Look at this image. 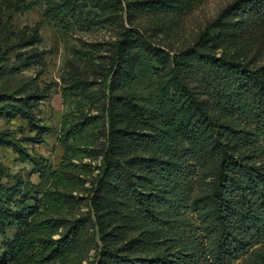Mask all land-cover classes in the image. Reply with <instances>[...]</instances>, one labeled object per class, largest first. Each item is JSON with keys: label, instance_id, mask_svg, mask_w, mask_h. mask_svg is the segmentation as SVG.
I'll use <instances>...</instances> for the list:
<instances>
[{"label": "rangeland", "instance_id": "374dc122", "mask_svg": "<svg viewBox=\"0 0 264 264\" xmlns=\"http://www.w3.org/2000/svg\"><path fill=\"white\" fill-rule=\"evenodd\" d=\"M200 53L264 82V0H0V264H162L217 242L220 142L264 169V89ZM112 123L124 164L101 184ZM232 264H264V242Z\"/></svg>", "mask_w": 264, "mask_h": 264}, {"label": "trees", "instance_id": "16d2710c", "mask_svg": "<svg viewBox=\"0 0 264 264\" xmlns=\"http://www.w3.org/2000/svg\"><path fill=\"white\" fill-rule=\"evenodd\" d=\"M199 58L229 72L230 79L234 81L233 86L239 90H246L253 81L258 82L264 89V82L247 66L209 54L200 53ZM223 95L220 97L221 106L243 107V102L238 98L227 93ZM114 98L143 111V107L129 96L117 95ZM186 100L192 106L200 104L193 92L186 95ZM203 115L209 120V124L214 126L219 139L223 140L226 134L224 127L206 113L203 112ZM261 129L264 130V122L261 124ZM117 132L112 123L109 147L104 156V178L101 184L104 183L110 169L124 164L123 160L114 156ZM229 135H232V141H239L238 143L244 147H255L253 143L255 134L252 131L229 132ZM220 145L224 153L219 166L218 185L214 192L216 212L221 225L220 237L216 243L210 240L202 243L193 242L189 250L170 262L172 264H232L248 254L254 246L264 242V169L250 162V156L233 154L227 144L220 142ZM2 231L3 222L0 220V232ZM115 258L119 259L116 255Z\"/></svg>", "mask_w": 264, "mask_h": 264}]
</instances>
